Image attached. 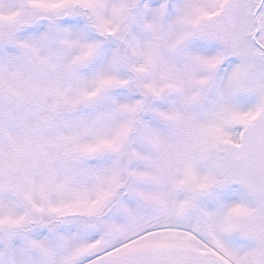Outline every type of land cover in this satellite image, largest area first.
I'll use <instances>...</instances> for the list:
<instances>
[{
    "label": "snow or ice",
    "instance_id": "obj_1",
    "mask_svg": "<svg viewBox=\"0 0 264 264\" xmlns=\"http://www.w3.org/2000/svg\"><path fill=\"white\" fill-rule=\"evenodd\" d=\"M0 264H264V0H0Z\"/></svg>",
    "mask_w": 264,
    "mask_h": 264
}]
</instances>
